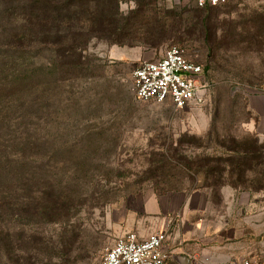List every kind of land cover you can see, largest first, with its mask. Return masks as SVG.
<instances>
[{
  "label": "rangeland",
  "instance_id": "obj_1",
  "mask_svg": "<svg viewBox=\"0 0 264 264\" xmlns=\"http://www.w3.org/2000/svg\"><path fill=\"white\" fill-rule=\"evenodd\" d=\"M156 6L163 31L147 26L156 47L92 39L71 75L52 51L13 47L0 19V196L26 203L0 216L11 231L0 264H101L147 199L205 187L219 199L229 185L207 186L203 173L170 156L226 157L220 142L257 138L247 100L264 92V0ZM136 8L124 1L120 13ZM174 45L203 66V100L178 109L136 98L134 69Z\"/></svg>",
  "mask_w": 264,
  "mask_h": 264
},
{
  "label": "trees",
  "instance_id": "obj_2",
  "mask_svg": "<svg viewBox=\"0 0 264 264\" xmlns=\"http://www.w3.org/2000/svg\"><path fill=\"white\" fill-rule=\"evenodd\" d=\"M2 1L4 8L0 19L11 27L4 26L1 35L6 37L7 31L13 47L39 48V52L52 51L55 57L63 59L68 75L83 63L82 51L92 39L116 38L114 43L129 46L138 45L129 41L136 39L138 43L156 47L154 42H150L153 30L147 26L151 24L160 32L164 28L157 13L156 0H133L137 8L127 16L120 13V4L131 0ZM220 143L228 152L226 157L211 155L191 161L177 151L170 157H175L182 166L194 173L195 168L197 173H203L207 186L228 183L233 187H249L256 192L264 190V143H259L258 138L250 144H240L235 140L230 145ZM57 197L61 198V195ZM14 208L22 213L26 203L3 193L0 196V216L9 214ZM0 231V245L5 244L8 249L11 231L9 228H0Z\"/></svg>",
  "mask_w": 264,
  "mask_h": 264
},
{
  "label": "crops",
  "instance_id": "obj_3",
  "mask_svg": "<svg viewBox=\"0 0 264 264\" xmlns=\"http://www.w3.org/2000/svg\"><path fill=\"white\" fill-rule=\"evenodd\" d=\"M248 126L264 141V92L248 95ZM214 189L180 190L147 199L134 218H125L120 232L140 238L167 230V248L175 264H239L264 261V190L224 185Z\"/></svg>",
  "mask_w": 264,
  "mask_h": 264
},
{
  "label": "built area",
  "instance_id": "obj_4",
  "mask_svg": "<svg viewBox=\"0 0 264 264\" xmlns=\"http://www.w3.org/2000/svg\"><path fill=\"white\" fill-rule=\"evenodd\" d=\"M228 1L196 0V5L205 8ZM203 75V66L174 45L161 58L143 61L134 69L133 90L139 100L162 102L169 99L176 108L182 109L203 100L207 86L201 82ZM168 240L167 230L151 233L146 238L127 232L106 249L101 264H167L173 258V252L167 248ZM239 264H264V261L243 259Z\"/></svg>",
  "mask_w": 264,
  "mask_h": 264
},
{
  "label": "water",
  "instance_id": "obj_5",
  "mask_svg": "<svg viewBox=\"0 0 264 264\" xmlns=\"http://www.w3.org/2000/svg\"><path fill=\"white\" fill-rule=\"evenodd\" d=\"M181 260H183L182 262H183V264H186L185 262H186V258L185 257H181Z\"/></svg>",
  "mask_w": 264,
  "mask_h": 264
}]
</instances>
